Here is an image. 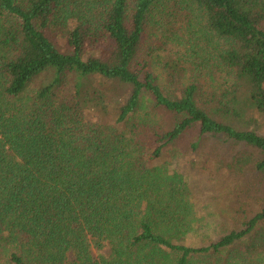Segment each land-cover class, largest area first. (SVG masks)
<instances>
[{
    "label": "trees",
    "instance_id": "trees-1",
    "mask_svg": "<svg viewBox=\"0 0 264 264\" xmlns=\"http://www.w3.org/2000/svg\"><path fill=\"white\" fill-rule=\"evenodd\" d=\"M211 138L257 155L224 231L159 164ZM253 193L264 0H0V264H264Z\"/></svg>",
    "mask_w": 264,
    "mask_h": 264
},
{
    "label": "rangeland",
    "instance_id": "rangeland-1",
    "mask_svg": "<svg viewBox=\"0 0 264 264\" xmlns=\"http://www.w3.org/2000/svg\"><path fill=\"white\" fill-rule=\"evenodd\" d=\"M164 55L165 53H161L160 58ZM201 148L198 152L189 154H182V147L176 148L174 153L177 156L166 153L159 164H166L169 169L182 175L196 205V214L198 217H206L209 230L224 231L233 228L232 214L233 205L237 202V192L255 184L256 181H252L254 173L245 172L242 177H237L226 173L224 167L215 163L223 158L228 162L230 157L241 150L254 157L257 155L247 146L226 142L221 138L208 139ZM255 195L253 193L246 199V205L248 209L252 208V214L260 208V203L264 205V198L254 200Z\"/></svg>",
    "mask_w": 264,
    "mask_h": 264
}]
</instances>
